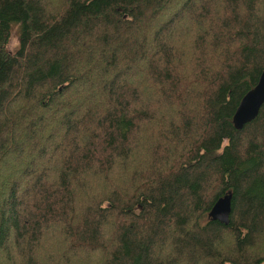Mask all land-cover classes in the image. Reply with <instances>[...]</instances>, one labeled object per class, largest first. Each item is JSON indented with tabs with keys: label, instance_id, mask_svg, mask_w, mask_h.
<instances>
[{
	"label": "trees",
	"instance_id": "trees-1",
	"mask_svg": "<svg viewBox=\"0 0 264 264\" xmlns=\"http://www.w3.org/2000/svg\"><path fill=\"white\" fill-rule=\"evenodd\" d=\"M263 71L264 0H0V264H264Z\"/></svg>",
	"mask_w": 264,
	"mask_h": 264
},
{
	"label": "water",
	"instance_id": "water-1",
	"mask_svg": "<svg viewBox=\"0 0 264 264\" xmlns=\"http://www.w3.org/2000/svg\"><path fill=\"white\" fill-rule=\"evenodd\" d=\"M264 107V71L261 74L258 84L249 91L239 104L234 115L233 122L237 131L255 121ZM233 194L231 192L221 197L214 205L209 214L210 219L228 226L231 222Z\"/></svg>",
	"mask_w": 264,
	"mask_h": 264
},
{
	"label": "rangeland",
	"instance_id": "rangeland-1",
	"mask_svg": "<svg viewBox=\"0 0 264 264\" xmlns=\"http://www.w3.org/2000/svg\"><path fill=\"white\" fill-rule=\"evenodd\" d=\"M18 29H15V33L13 34L12 40L10 42V49L13 50L14 52L17 50L18 48V42H17V35Z\"/></svg>",
	"mask_w": 264,
	"mask_h": 264
}]
</instances>
